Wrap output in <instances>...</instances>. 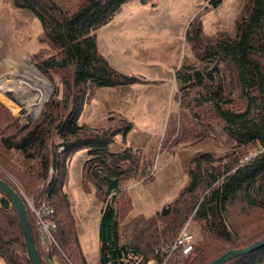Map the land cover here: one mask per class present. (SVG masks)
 <instances>
[{
	"label": "trees",
	"instance_id": "16d2710c",
	"mask_svg": "<svg viewBox=\"0 0 264 264\" xmlns=\"http://www.w3.org/2000/svg\"><path fill=\"white\" fill-rule=\"evenodd\" d=\"M3 1L15 15L38 21L41 38L37 42L44 46L33 55L34 67L54 91L39 118L25 126H18L0 103V180L18 191L11 183L15 179L26 195L36 200L47 197L51 203L59 248L48 249L49 255L63 264H88L78 244L71 202L61 188L62 164L84 149V180L97 191L104 189L97 226L98 264H146L150 258L160 262L156 252L174 244L188 217L200 228L201 243L189 261L174 252L167 264H209L227 251L245 249L264 238V152L244 160L250 148L264 147V0H244L226 35L220 30L206 33L196 16L189 21L183 37L184 61L174 76L178 113H170L163 142L167 144L177 125L175 148L198 135L213 146L211 152L202 151L192 160L187 187L177 200L143 227L130 223V242L121 241L117 207L121 184L129 171L139 168V159L129 148L121 151L116 140L119 135L121 142L127 138L130 125L110 132L103 123L109 109L126 107L125 97L133 86L149 82L112 68L98 52L96 31L112 21L126 2L137 0ZM138 1L146 5L151 0ZM221 1L209 0V5L215 9ZM2 101L26 117H35L44 104L26 112L11 101ZM92 102L101 104L102 110L87 122L83 119ZM55 134L63 149L60 154L50 142ZM218 138L224 142L227 162L214 167L219 162L214 156ZM14 152L21 155V165L13 161ZM49 167L59 169L60 178L47 183ZM238 205L244 206L245 217L259 214L246 223V229L231 218L229 211ZM27 218L36 247L34 224ZM0 261L30 264L12 205L0 204ZM223 264H264V246Z\"/></svg>",
	"mask_w": 264,
	"mask_h": 264
},
{
	"label": "rangeland",
	"instance_id": "374dc122",
	"mask_svg": "<svg viewBox=\"0 0 264 264\" xmlns=\"http://www.w3.org/2000/svg\"><path fill=\"white\" fill-rule=\"evenodd\" d=\"M152 1L146 5L138 0L126 2L112 21L96 31L98 52L106 58L112 68L124 75H134L149 82L147 85L133 86L131 95L125 97L126 107L109 109V113L105 115L106 122L103 123L105 129L110 132L118 128L126 129L125 127L130 125L131 130L127 138L121 142L119 135L116 140L121 151L123 148H129L139 159V163L137 162L139 168L134 167L129 171L121 184L118 200L120 203L117 208L120 211L118 216L122 242L130 240L129 226L132 221H136L138 228L143 227L148 219L152 217L156 219L162 208L177 200L187 187V172L194 166L192 160L202 151L211 152L213 146L208 139L200 138L201 135H198L186 139L185 143H179L180 148H175L173 140L178 136L177 125L174 134L166 141L167 144L164 145L163 142L170 113H178L179 104L174 98L176 92L174 76L184 61L183 37L189 21L196 17L201 18L206 33L212 34L220 30L221 34L226 35L238 17L239 8L244 0H222L215 9L209 5V0ZM222 25L223 27L218 29ZM40 32L37 20L33 21V18L29 17L23 19V16L15 15L10 5L0 0V103L10 117L16 119L18 126L34 123L54 91L47 79L34 67L33 55L39 49L43 50L44 46L42 42H37L41 38ZM185 61L192 62L189 58ZM36 75L48 85L47 90L43 83L35 80ZM46 91L48 95L45 99L40 101L31 99ZM24 95L29 98L22 97ZM2 100L11 101L26 112H34L44 104L35 117H26L19 111L9 108ZM102 101L101 103L104 102ZM91 106L88 116L83 119L87 122L95 119L102 110L101 104L92 102ZM201 126L204 125L201 124L196 129L201 130ZM89 127L88 129H92ZM218 140V150H215L214 156L219 162H216L214 167L227 162L222 150L224 142L222 139ZM50 142L54 148L56 147V153L60 154L63 149L59 145L58 135L55 134ZM251 151L254 149L248 150ZM86 157V150H80L69 158L67 164V160L62 164L65 167L63 170L65 175L61 188L71 202L72 217L75 220L78 244L83 257L88 264H98L97 226L104 189L100 190L101 192L97 191L91 183L84 180L81 171ZM12 159L17 165H21L19 153L14 152ZM54 169L56 167H49L47 172L49 174L50 170L52 171L53 180L60 178V170ZM11 180L18 191L28 196L15 179ZM241 210H244V206L238 205L229 212L231 218L246 229L248 227L246 223L254 221L259 214L256 213V216L249 214L245 217ZM188 223L190 231L195 235L196 247L201 243V230L191 217H188L183 226ZM159 224L158 220L156 223L158 228ZM32 231L36 236L37 251L42 257L38 247L39 230L34 225ZM194 253L195 250L188 258H184L185 261H189ZM60 256L65 260L62 253ZM153 262H157V259L150 258L147 261L149 264Z\"/></svg>",
	"mask_w": 264,
	"mask_h": 264
},
{
	"label": "built area",
	"instance_id": "2783aa9c",
	"mask_svg": "<svg viewBox=\"0 0 264 264\" xmlns=\"http://www.w3.org/2000/svg\"><path fill=\"white\" fill-rule=\"evenodd\" d=\"M261 152H264V147H259L258 150L249 152L244 160L256 157ZM51 173L52 171L50 170L49 174ZM51 180L52 174L48 177L47 183ZM18 192L26 206L27 216L33 220L35 227L39 230L38 247L42 253V261L46 264H63L54 254H48V249L58 250L59 246L55 237L56 225L53 218L54 210L47 197L36 200L33 196H25L23 192ZM188 225L189 223L183 226V229L179 232L171 247H165L162 251L156 252L162 259L160 262H153V264H167L166 262L174 252H178L182 258H188L193 253L196 240L194 239L195 235L190 231Z\"/></svg>",
	"mask_w": 264,
	"mask_h": 264
},
{
	"label": "water",
	"instance_id": "95a60500",
	"mask_svg": "<svg viewBox=\"0 0 264 264\" xmlns=\"http://www.w3.org/2000/svg\"><path fill=\"white\" fill-rule=\"evenodd\" d=\"M46 84V83H45ZM47 85V84H46ZM48 86V85H47ZM27 122H25L26 124ZM0 204L4 208H8L9 205L14 206L19 222L21 233L23 234L24 246L26 247V253L30 264H42L38 255L37 248L34 244V238L30 232V224L27 218L26 206L18 191L11 189L3 180H0ZM264 246V238L260 242L252 244L245 249H232L222 254L218 259L212 261L209 264H223L227 261H231L234 258L246 255L248 252L257 250Z\"/></svg>",
	"mask_w": 264,
	"mask_h": 264
},
{
	"label": "bare ground",
	"instance_id": "6f19581e",
	"mask_svg": "<svg viewBox=\"0 0 264 264\" xmlns=\"http://www.w3.org/2000/svg\"><path fill=\"white\" fill-rule=\"evenodd\" d=\"M28 70V69H27ZM25 73V72H24ZM27 73L31 76V78L33 77L32 76V74L29 72V70L27 71ZM36 77V79L35 80H37L38 81V83H43L44 85V87H45V89L47 90L48 88L46 87V84H45V81L39 76V75H36L35 76ZM34 77V78H35ZM27 78V77H26ZM33 78V79H34ZM32 79V80H33ZM21 82V81H20ZM35 82V81H34ZM18 85V84H17ZM40 87V86H39ZM28 89H26V91H27ZM45 91V90H44ZM14 92V91H13ZM39 92V91H38ZM15 93V92H14ZM40 93V92H39ZM25 94V93H24ZM48 95V91H46V92H42L41 94H38V96H36V97H33V98H31V99H34V100H38V101H40V100H42V99H45L46 98V96ZM22 97H27V98H29L28 96H26V95H24V96H22ZM26 102V101H25Z\"/></svg>",
	"mask_w": 264,
	"mask_h": 264
},
{
	"label": "crops",
	"instance_id": "0c3cea01",
	"mask_svg": "<svg viewBox=\"0 0 264 264\" xmlns=\"http://www.w3.org/2000/svg\"><path fill=\"white\" fill-rule=\"evenodd\" d=\"M0 264H3V263L0 261Z\"/></svg>",
	"mask_w": 264,
	"mask_h": 264
}]
</instances>
